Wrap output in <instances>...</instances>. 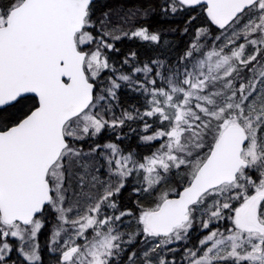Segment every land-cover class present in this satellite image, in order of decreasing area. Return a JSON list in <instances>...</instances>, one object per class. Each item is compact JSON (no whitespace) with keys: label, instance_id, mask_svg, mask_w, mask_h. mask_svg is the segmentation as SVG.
<instances>
[{"label":"snow or ice","instance_id":"snow-or-ice-1","mask_svg":"<svg viewBox=\"0 0 264 264\" xmlns=\"http://www.w3.org/2000/svg\"><path fill=\"white\" fill-rule=\"evenodd\" d=\"M0 264H264V0H0Z\"/></svg>","mask_w":264,"mask_h":264}]
</instances>
